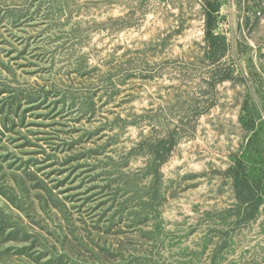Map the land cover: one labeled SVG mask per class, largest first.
I'll list each match as a JSON object with an SVG mask.
<instances>
[{
	"label": "rangeland",
	"instance_id": "374dc122",
	"mask_svg": "<svg viewBox=\"0 0 264 264\" xmlns=\"http://www.w3.org/2000/svg\"><path fill=\"white\" fill-rule=\"evenodd\" d=\"M204 1L0 0V264H264V0Z\"/></svg>",
	"mask_w": 264,
	"mask_h": 264
},
{
	"label": "trees",
	"instance_id": "16d2710c",
	"mask_svg": "<svg viewBox=\"0 0 264 264\" xmlns=\"http://www.w3.org/2000/svg\"><path fill=\"white\" fill-rule=\"evenodd\" d=\"M218 7L211 3L209 0H205L203 3L204 12V26L203 35L206 44L209 46H214L217 43V35L215 34L216 19L218 14ZM234 174V188L235 190L244 193V195L251 193L248 175L245 172L238 171V169H233ZM243 195V196H244Z\"/></svg>",
	"mask_w": 264,
	"mask_h": 264
}]
</instances>
